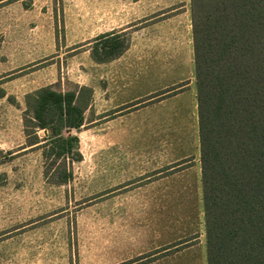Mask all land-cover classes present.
Returning <instances> with one entry per match:
<instances>
[{"label": "rangeland", "instance_id": "1", "mask_svg": "<svg viewBox=\"0 0 264 264\" xmlns=\"http://www.w3.org/2000/svg\"><path fill=\"white\" fill-rule=\"evenodd\" d=\"M189 21L190 0H0V264H206ZM110 31L128 47L95 62ZM45 86L92 90L62 131L81 154L65 183L26 144L25 96Z\"/></svg>", "mask_w": 264, "mask_h": 264}, {"label": "trees", "instance_id": "2", "mask_svg": "<svg viewBox=\"0 0 264 264\" xmlns=\"http://www.w3.org/2000/svg\"><path fill=\"white\" fill-rule=\"evenodd\" d=\"M207 264H264V0H190ZM122 33L96 36L95 62L119 57ZM179 83L150 98L181 88ZM164 96V95H163ZM92 90L41 87L25 96L28 146L41 150L52 183L72 177ZM50 130L40 137L37 130Z\"/></svg>", "mask_w": 264, "mask_h": 264}, {"label": "crops", "instance_id": "3", "mask_svg": "<svg viewBox=\"0 0 264 264\" xmlns=\"http://www.w3.org/2000/svg\"><path fill=\"white\" fill-rule=\"evenodd\" d=\"M184 7H185V5L179 6V8H180L179 11L180 12H178V13L181 16L183 14L184 15V20H185L183 24H179V28L181 29V32L183 31L185 34H187L188 31L186 30V28L188 26L185 25V22H186V19H185L186 17L185 16H187V11L185 10ZM179 22H182V21H179ZM170 23H173V25L176 27V25H175L176 24V20L175 19H171L170 17H168L166 19L154 21V24H150L149 25V29H151L150 31L154 30V34H155L154 37H156L157 36V33H159V31H156V28H159V27L162 28L164 26H170ZM189 27L191 28V41H192V23H191V21H189ZM145 28H146V26H145ZM168 34H170V31L169 30H166L165 31V35H168ZM192 53H193V44H192ZM205 258H206V249H205Z\"/></svg>", "mask_w": 264, "mask_h": 264}]
</instances>
